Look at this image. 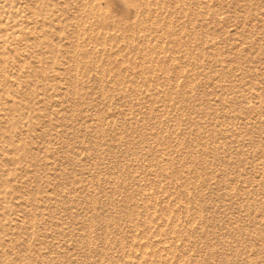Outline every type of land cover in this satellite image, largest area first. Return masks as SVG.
Wrapping results in <instances>:
<instances>
[{"label": "rangeland", "instance_id": "1", "mask_svg": "<svg viewBox=\"0 0 264 264\" xmlns=\"http://www.w3.org/2000/svg\"><path fill=\"white\" fill-rule=\"evenodd\" d=\"M0 264H264V0H0Z\"/></svg>", "mask_w": 264, "mask_h": 264}]
</instances>
